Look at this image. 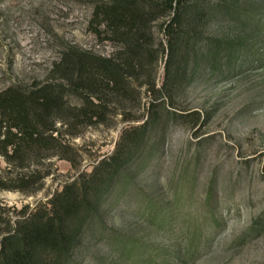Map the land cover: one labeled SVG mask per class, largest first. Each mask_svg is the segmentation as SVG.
Returning <instances> with one entry per match:
<instances>
[{
	"label": "rangeland",
	"instance_id": "obj_1",
	"mask_svg": "<svg viewBox=\"0 0 264 264\" xmlns=\"http://www.w3.org/2000/svg\"><path fill=\"white\" fill-rule=\"evenodd\" d=\"M98 1L0 0V89L60 83L51 67L69 47L122 60V43L94 32ZM173 14L150 20L138 70L101 94L100 121L56 124L70 159L0 154L4 218L50 207L67 183L91 188L80 242L51 264H264V0H185L174 41Z\"/></svg>",
	"mask_w": 264,
	"mask_h": 264
},
{
	"label": "trees",
	"instance_id": "obj_2",
	"mask_svg": "<svg viewBox=\"0 0 264 264\" xmlns=\"http://www.w3.org/2000/svg\"><path fill=\"white\" fill-rule=\"evenodd\" d=\"M184 3L185 0H99L91 16L92 22H96L94 32L119 40L122 60L90 49L69 47L52 63L51 70L62 73L60 83L33 87L11 83L0 89V154L8 164L25 166L35 150L46 151V156L70 159L68 152L73 146L58 135L60 127L56 124L79 118L86 124L100 121L105 114L101 94L111 85L123 88L125 80L138 70V57L147 44L150 20L173 10L174 14L165 21V31L171 40H178ZM68 85L80 92V105L68 99ZM133 140L132 144L137 143L138 138ZM20 182L18 188L26 190L34 184L29 175L22 176ZM0 187L11 185L0 183ZM90 198L88 184L72 182L49 199L50 207L24 211L15 219L4 218L0 205V264L67 261L81 239L84 219L78 223V217L91 212Z\"/></svg>",
	"mask_w": 264,
	"mask_h": 264
}]
</instances>
